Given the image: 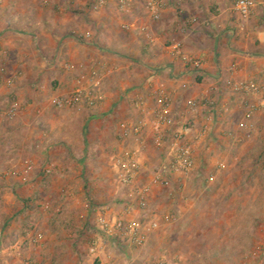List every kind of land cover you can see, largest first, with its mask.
<instances>
[{
    "label": "rangeland",
    "instance_id": "obj_1",
    "mask_svg": "<svg viewBox=\"0 0 264 264\" xmlns=\"http://www.w3.org/2000/svg\"><path fill=\"white\" fill-rule=\"evenodd\" d=\"M143 2L137 0L135 12L142 10ZM86 10L88 0H2L0 35L12 31L27 36L33 49L39 53L42 52L36 36L39 30H46L54 20L72 22L80 15H86ZM81 18L84 20L86 17ZM117 27V31L127 39L129 33ZM150 38L151 33L136 43L137 49L125 53L129 62L144 64L135 52L143 56L146 53L144 47L151 45ZM39 57L48 63L55 61L54 57ZM51 65L56 64L53 62ZM47 77L33 81L27 91L9 88L0 93L3 98H0L1 102L7 106L11 102H17L20 106L12 118L0 115V253H3L0 254V264L5 260L6 264L10 261V264H15L18 261L15 256L18 249L21 259L30 264H264V167L258 164L264 160V108L260 110V116H255L259 112L253 115L250 131L242 133L247 134L244 135L245 140L253 137L246 146L250 155H243L237 162L221 159L219 163L216 160L212 164L211 154L208 156L204 152L207 157L203 153L200 156L202 162L197 167L194 162L193 170L187 177L172 175L169 186L152 188L145 207L139 209L131 202H126L129 190L118 187L113 177L114 156L134 144L132 139L119 137L122 120L115 119L117 109H112L107 119L91 125L86 109L81 113L71 110V115L66 119L72 127L70 133L73 136L81 132L82 138L79 134L74 141H78L76 148L85 147L82 160L78 162V158L72 156L73 165L69 167L65 165V168L57 170L50 166L51 161L45 155L51 149L47 147L62 146L59 141L54 143L46 139L43 143L37 137L44 126H50L49 121L56 117L52 112L55 108L50 103L55 96V89L53 81ZM33 101L45 103L49 109L31 108ZM239 114L238 111L232 113L236 122L243 118V114L241 117ZM103 129L105 131L101 132ZM224 133L233 140L235 133L231 129ZM233 144L228 142V153L233 151ZM153 147L154 159H149L143 165L139 185L145 184L159 166L160 150ZM55 155L58 157V152ZM26 161L31 162L32 167L24 173ZM239 164L240 170L237 169L235 173L233 166ZM209 174L215 177L214 181L210 182ZM68 178L76 186L64 184ZM215 181H219V184ZM228 194L234 198L230 204L225 203L224 197ZM220 197L224 200H217ZM100 206H109V218L147 223L168 215L171 220L169 223H160L140 247L123 246L119 240L103 239L98 257L93 258L88 255V247L91 240L99 236L95 210ZM128 207L130 209L126 212ZM226 211H231L235 216L232 219L218 218L216 228L228 230L221 239L217 233L203 236L205 249L200 251L196 249V236L186 240L188 235L183 234L184 230L193 228L195 231L198 226L197 212L210 217L214 213ZM208 217L203 223L205 228L213 226L214 219ZM232 228L237 234L232 233L228 237ZM32 231L42 235L43 240L39 245L32 246L25 242ZM220 240L224 241L223 247L226 248L221 251L214 247L216 243L220 244ZM229 245L232 246L231 250Z\"/></svg>",
    "mask_w": 264,
    "mask_h": 264
},
{
    "label": "crops",
    "instance_id": "obj_2",
    "mask_svg": "<svg viewBox=\"0 0 264 264\" xmlns=\"http://www.w3.org/2000/svg\"><path fill=\"white\" fill-rule=\"evenodd\" d=\"M105 1L103 8L93 11L92 6L96 0H88L86 15H80L67 23L54 20L46 30L43 28L39 30V35H36L42 48V52L39 53L33 49L27 36L12 31L1 34L0 93L3 89L9 88L27 91L33 81L48 76L47 78L53 81L54 95L62 96L73 90L76 83L74 76H77V72L66 71L63 68L64 63H69L83 71L100 66L104 73L100 86L103 100L96 108L87 110L86 116L88 115L90 125L107 119L112 109H117L115 119L118 118L122 122L129 120L133 123L142 120L148 124L151 112L156 108L155 96L162 92L171 100V108L177 119L174 130L183 129L188 140L192 142L195 141V137L200 136L202 130L205 132L194 144L196 167L202 162L200 156L204 152H207L208 156L211 154L212 164L221 159L237 162L243 155H250L246 146L253 137L245 140L247 134L242 135L246 131L241 128L243 118L236 122L232 113L238 111L241 117L245 110L244 102L247 100L255 102V99H247L231 92L227 81L229 79L264 81V0H255V11L247 20H240L232 13L236 0H165V8L157 22H152L143 8L139 13L135 12L137 0H132L128 13L119 12L113 0ZM82 16L86 18L83 20ZM124 23L131 26L127 39L116 29ZM141 29H144L147 35L151 33L153 38L149 41L151 45L148 48L144 47L146 53L143 56L135 52L136 57L144 61L143 65L135 61L131 63L125 56L127 51L135 50L136 43L146 38ZM67 32L70 34H65ZM86 35L88 40L83 39ZM126 42L129 44L126 45ZM176 46L182 56L201 61L204 78H196L193 75L192 69L174 53ZM39 55L47 59L54 57L53 62L56 65L41 60ZM137 65L139 67H135ZM231 68L233 73L230 72ZM8 80H13L10 87L6 86ZM135 96L145 101L146 114H139L132 109L131 101ZM2 99H0V108L4 110L7 104L1 102ZM190 100L200 105L195 115L185 112V104ZM209 103H212V107L208 106ZM30 107L36 110L49 109L40 101H33ZM82 110L76 111L81 113ZM52 112L57 118L54 117L49 121L50 126H44V130L37 137L41 138L43 143L46 139L53 140L54 143L59 141L62 147H47L51 149V152L47 153L49 157L44 147L43 155L46 154L45 157L51 161V167L60 170V167L65 168V165L66 167L73 165L72 156L81 162L85 147L76 148L78 141H74L81 132L77 133V136L70 133L72 127L66 117L72 111L54 109ZM258 115L260 116V111L255 116ZM104 129L101 132H104ZM230 129L235 133L232 136L233 140L224 133ZM143 135L145 151L139 158L141 167H144L149 159H154V147L148 126L144 129ZM228 142L232 144L236 142L230 153L226 151ZM63 145L67 149H64ZM57 152L58 157L55 155ZM50 155L51 159H49ZM258 164L261 167V163ZM240 167V164L233 166L235 168L233 171L236 173ZM208 177L210 182L215 180L211 174ZM215 182L219 184V181ZM64 184L76 186L72 184L70 178ZM220 198L217 200L223 201L226 198L225 203L228 204L234 201L233 196L229 194ZM184 215L188 217L190 213L188 212V216ZM208 216L203 212H197L196 230L187 228L183 232L188 235L187 241L192 240L193 235L197 237L198 251L205 249L203 236L217 233L221 239V236L227 234V229L216 228L215 223L218 218L232 219L235 215L231 211H226ZM207 217L214 219L213 226L205 228L203 223ZM233 231L234 228L230 233L228 232V237L232 233L237 234ZM223 246L224 241L220 240V244L216 243L214 247L221 251L226 249ZM231 247L229 245L230 250ZM0 254L3 255L2 252ZM5 262L6 260L1 263L6 264Z\"/></svg>",
    "mask_w": 264,
    "mask_h": 264
},
{
    "label": "built area",
    "instance_id": "obj_3",
    "mask_svg": "<svg viewBox=\"0 0 264 264\" xmlns=\"http://www.w3.org/2000/svg\"><path fill=\"white\" fill-rule=\"evenodd\" d=\"M113 1L119 12H129L132 0ZM1 2L2 0H0V4ZM105 4V0H96L92 9L93 11H99ZM164 8L165 0H144L143 2V10L152 22H157L160 19ZM255 8V0H236L232 7V13L240 20H247L253 15ZM120 27L124 32L131 30V26L127 23L121 24ZM141 32L148 37L144 29H141ZM83 39L88 40V35ZM174 53L181 58L185 65L192 69L196 78L205 77L199 59H189L182 56L178 46L174 48ZM63 68L69 72H77L75 87L68 95L54 96L50 100L51 105L58 110H90L96 108L103 100L100 87L104 76L102 67L97 66L89 71H83L68 63ZM230 72H234L232 68ZM12 83L13 80H8L6 86L10 87ZM227 85L231 92L247 99H255V102L250 100L244 102L245 110L241 128L249 132L253 115L264 108V81L229 79ZM153 96L154 94H152ZM155 100L156 108L151 112V119L148 124L142 120L119 124V137L132 139L134 144L131 148L119 152L112 160V172L116 185L129 190L126 202H131L139 209L145 207L152 188L169 186L172 175L187 177L191 173L194 167V144L200 136L205 134L202 130L201 134L199 133L200 136L195 137V141L188 140L183 129H173L176 126L177 119L172 111L170 98L160 92L156 94ZM131 105L137 113L146 114L145 101L141 97H133ZM208 106L212 107V103H209ZM199 107V103L190 100L185 104V112L189 115H195ZM19 109L20 106L17 102H11L6 109L2 110L0 108V114L12 118ZM146 126L149 128L153 145L160 150L161 160L146 183L139 185L138 181L142 169L139 158L141 153L145 151L143 131ZM261 165L264 167V160H262ZM31 167V163L26 161L23 165V172H28ZM129 209L128 207L125 211L127 212ZM95 211L97 213L95 222L99 236L93 238L88 247V255L93 258L98 257L103 239L119 240L123 246L140 247L144 244L146 237L158 229L160 223H169L171 220L168 215L163 216L158 221L151 220L147 223H141L137 220L125 221L121 218H109L107 217L109 206H100ZM42 240V235L39 232L32 231L27 235L25 242L33 246L39 245ZM15 256L18 260L15 264H30L27 260L21 259L19 249L16 251Z\"/></svg>",
    "mask_w": 264,
    "mask_h": 264
}]
</instances>
